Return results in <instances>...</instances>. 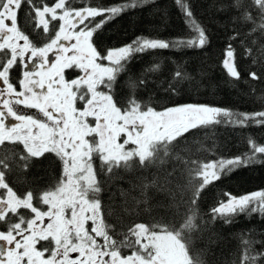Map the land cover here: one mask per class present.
I'll list each match as a JSON object with an SVG mask.
<instances>
[{
  "label": "snow or ice",
  "instance_id": "snow-or-ice-1",
  "mask_svg": "<svg viewBox=\"0 0 264 264\" xmlns=\"http://www.w3.org/2000/svg\"><path fill=\"white\" fill-rule=\"evenodd\" d=\"M154 2L123 0L93 6L90 0H55L52 4L47 0H0V264H204L198 254L193 255L202 192L239 168L264 164V145L251 137L249 150L239 156L201 161L175 151L194 130L216 125L264 126V110L236 112L201 104L158 109L151 99L136 97V82L130 84L132 95L126 102L115 98L117 77L135 55L158 49L204 48L209 43L188 0H175L189 26L187 37L160 40L141 36L106 53L95 47L94 34L106 24ZM77 3L81 6L75 7ZM22 10L23 26L19 19ZM218 10L234 11L232 21L252 25L248 36L259 33L264 37V0H221ZM239 35L234 32L229 40ZM241 43L244 57L250 59L246 82L260 81L264 78V44L257 48ZM257 44V39L251 41V45ZM17 67L19 79L12 75ZM222 67L231 78L229 83L242 78L231 42L224 50ZM159 68L154 64L146 71ZM66 69H79L81 74L67 79ZM192 79L177 64L164 91L175 95L180 84ZM146 83L138 81L139 85ZM46 154H53L51 162L58 161L62 168L54 186L23 193L14 190L6 179L13 165L26 171L37 160L50 159ZM170 160L184 165L181 171L187 170L190 177L199 178L189 179L190 195L173 179L177 168L168 171L162 167ZM150 168L157 169L151 179L140 175L132 185L139 189L138 196L121 190L120 205L103 204L100 193L104 184L122 178L117 170L146 172ZM150 189L171 198V203L158 206L174 209L172 219L150 224L133 221L126 230L117 231L107 217L115 216L123 225L125 216L150 212ZM224 196L227 201L210 210L213 221L228 224L241 213L264 217V191L240 197L225 192ZM256 244L264 245V241L242 237L239 264H264V250H257ZM122 249H129L130 254H123Z\"/></svg>",
  "mask_w": 264,
  "mask_h": 264
},
{
  "label": "trees",
  "instance_id": "trees-1",
  "mask_svg": "<svg viewBox=\"0 0 264 264\" xmlns=\"http://www.w3.org/2000/svg\"><path fill=\"white\" fill-rule=\"evenodd\" d=\"M55 0H47L52 4ZM93 6H110L122 3L123 0H90ZM191 5L195 19L206 29L209 43L204 48L196 49H158L143 54H137L127 64L126 70L117 77L114 88L115 98L126 102L132 95L130 84L137 83L135 95L138 99L151 102L154 107L160 109L182 104H201L230 109L236 112H257L264 110V78L260 81L247 83L250 59L243 55L244 41L248 46L259 47L264 44V37L259 33L248 36L252 25L232 21L231 17L236 15L234 11H220L221 0H188ZM215 5V6H213ZM75 7H80L77 3ZM25 12L19 13L21 26L24 24ZM99 19V18H97ZM31 33L30 28L25 29ZM239 32L240 35L229 40V37ZM189 26L175 4V0H155L154 3L131 10L121 14L115 20L106 24L102 30L94 34L95 47L102 53L108 49L119 48L131 43L137 37H150L160 40H173L187 37ZM32 38L35 39L34 34ZM253 39L258 40L256 46L251 45ZM236 49L238 70L241 79L229 83L226 70L222 67L224 50L229 43ZM103 63L107 64V61ZM154 64H159L157 71H146ZM180 64L183 70L190 74L193 79L184 81L178 86V93L165 92L167 81L171 79L176 65ZM253 71L258 69L253 66ZM16 72L20 78V68ZM72 70L67 71V78L72 75ZM144 79L147 83L139 85L138 81ZM198 82V83H197ZM253 87L255 91H253ZM187 140L175 150L185 158L201 161L216 160L219 157L239 156L249 150L248 137L253 138L259 145H264V126L252 124L244 128H233L231 126L216 125L213 128L194 130V134H186ZM7 147H13L7 145ZM184 149H188L185 151ZM50 159L41 158L37 160L26 171L13 165V171L7 174V182L18 193L29 189L43 190L56 183L62 173L59 162L53 164V154H46ZM96 166L99 161L95 162ZM173 166L177 168L173 176L174 181L184 186L185 195H190L191 188L189 179L198 180V177L189 176L187 170L178 161L170 160L163 165L168 171ZM191 167V165H189ZM156 168H150L146 172H127L117 170L118 176L107 180L104 190L100 193L103 204L107 207L120 205L123 198L121 190L129 191L132 195H139V189H133L132 185L137 183V177L144 175L151 179ZM100 179H107L101 176ZM257 191H264V164H254L239 168L228 176L214 181L203 192L198 200L197 215L200 230L195 235L193 255H199L204 264H239L242 253V237L253 240L264 241V217L258 213L236 215L231 223L222 220L213 221L210 210L221 201H227L224 193H231L234 197H240ZM179 195V191H178ZM150 212H143L139 216L124 217L123 225L117 222L115 216H108V222L116 225V230H126V225L135 221L137 223L150 224L158 220L165 222L172 219L174 209L159 207L171 203V198L161 193L149 190ZM144 206H141V209ZM177 222L179 217L176 218ZM257 250H264V245L256 244ZM126 250V249H122ZM130 251V250H129Z\"/></svg>",
  "mask_w": 264,
  "mask_h": 264
},
{
  "label": "flooded vegetation",
  "instance_id": "flooded-vegetation-1",
  "mask_svg": "<svg viewBox=\"0 0 264 264\" xmlns=\"http://www.w3.org/2000/svg\"><path fill=\"white\" fill-rule=\"evenodd\" d=\"M51 54V53H50ZM51 57L52 58H50L52 61H54L55 60V56L52 54L51 55ZM68 70H72V75L69 77V78H67V71ZM81 73L79 72V69H66L65 70V75H66V78L67 79H73V78H76L78 75H80ZM12 75L16 78V79H19L18 77H17V74H16V72H13L12 73ZM20 78H21V75H20ZM17 89L19 90V87H18V85H17ZM29 111H34V110H29ZM14 123V122H13ZM54 156V155H53ZM62 174V173H61ZM61 174H59V177L61 176ZM53 186V185H52ZM90 223V222H89ZM122 252H123V254H125V255H127V254H130V251H129V249H126V250H122ZM75 255V254H74Z\"/></svg>",
  "mask_w": 264,
  "mask_h": 264
},
{
  "label": "rangeland",
  "instance_id": "rangeland-1",
  "mask_svg": "<svg viewBox=\"0 0 264 264\" xmlns=\"http://www.w3.org/2000/svg\"><path fill=\"white\" fill-rule=\"evenodd\" d=\"M21 43H23V42L21 41ZM51 55H52V54H49L50 58H52ZM130 147H134V146H130Z\"/></svg>",
  "mask_w": 264,
  "mask_h": 264
}]
</instances>
